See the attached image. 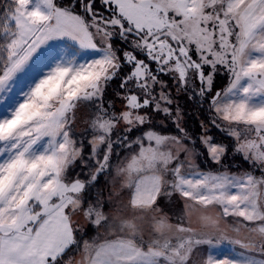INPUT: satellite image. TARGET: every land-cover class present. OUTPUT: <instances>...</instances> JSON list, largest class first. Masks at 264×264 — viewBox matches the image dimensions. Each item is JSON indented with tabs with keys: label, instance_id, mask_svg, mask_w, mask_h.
<instances>
[{
	"label": "snow or ice",
	"instance_id": "6c2138e0",
	"mask_svg": "<svg viewBox=\"0 0 264 264\" xmlns=\"http://www.w3.org/2000/svg\"><path fill=\"white\" fill-rule=\"evenodd\" d=\"M0 264H264V0H0Z\"/></svg>",
	"mask_w": 264,
	"mask_h": 264
},
{
	"label": "rangeland",
	"instance_id": "374dc122",
	"mask_svg": "<svg viewBox=\"0 0 264 264\" xmlns=\"http://www.w3.org/2000/svg\"><path fill=\"white\" fill-rule=\"evenodd\" d=\"M229 160H230V158H229ZM230 162H233V163H235L236 161H230Z\"/></svg>",
	"mask_w": 264,
	"mask_h": 264
},
{
	"label": "trees",
	"instance_id": "16d2710c",
	"mask_svg": "<svg viewBox=\"0 0 264 264\" xmlns=\"http://www.w3.org/2000/svg\"><path fill=\"white\" fill-rule=\"evenodd\" d=\"M193 127H195V125H193Z\"/></svg>",
	"mask_w": 264,
	"mask_h": 264
}]
</instances>
